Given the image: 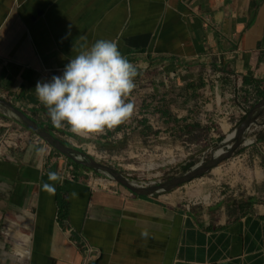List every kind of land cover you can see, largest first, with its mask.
I'll return each instance as SVG.
<instances>
[{
  "label": "crops",
  "instance_id": "0c3cea01",
  "mask_svg": "<svg viewBox=\"0 0 264 264\" xmlns=\"http://www.w3.org/2000/svg\"><path fill=\"white\" fill-rule=\"evenodd\" d=\"M97 39L114 40L135 65L132 90L138 97L147 90V114H130L107 136L78 135L52 125L34 88ZM209 66L251 82L245 99L247 88L264 84V0H0V98L92 157L118 135L193 154L230 134L236 119L215 110L207 120L214 86L192 79ZM233 87L226 78L222 94ZM173 89L186 95L174 97ZM7 128L22 129L0 114V132ZM262 133L254 129L234 159L209 175L149 198L97 188L75 167L67 178L70 162L30 136L21 151L0 157V264H264ZM139 144L113 152L135 157L128 165L135 174L158 171L143 165Z\"/></svg>",
  "mask_w": 264,
  "mask_h": 264
},
{
  "label": "clouds",
  "instance_id": "9594fccd",
  "mask_svg": "<svg viewBox=\"0 0 264 264\" xmlns=\"http://www.w3.org/2000/svg\"><path fill=\"white\" fill-rule=\"evenodd\" d=\"M136 76L114 40L97 39L68 59L60 75L37 81L34 90L52 125L92 135L130 116L133 104L126 98Z\"/></svg>",
  "mask_w": 264,
  "mask_h": 264
},
{
  "label": "water",
  "instance_id": "95a60500",
  "mask_svg": "<svg viewBox=\"0 0 264 264\" xmlns=\"http://www.w3.org/2000/svg\"><path fill=\"white\" fill-rule=\"evenodd\" d=\"M0 114L74 165L96 176L116 182L117 185L124 187L132 195L149 198L174 191L195 179L209 175L226 162L233 160L240 149L245 146L249 133H252L254 129L264 128V99L260 100L236 128L215 146L207 162L199 164L182 174L153 182L133 181L129 176L122 174L115 168L69 146L1 98Z\"/></svg>",
  "mask_w": 264,
  "mask_h": 264
},
{
  "label": "rangeland",
  "instance_id": "374dc122",
  "mask_svg": "<svg viewBox=\"0 0 264 264\" xmlns=\"http://www.w3.org/2000/svg\"><path fill=\"white\" fill-rule=\"evenodd\" d=\"M207 72L202 71V72H197V75L195 77L193 76L192 79L196 81L198 84L203 81L204 78H206ZM177 77H179V80H183L184 76L182 74H177ZM210 81V80H209ZM142 90V95L141 97L136 96L139 92L134 90H131L129 96L126 98V100H130L133 104V111L131 112L132 115L135 114V118L139 117L140 115H146L147 114V90L145 88L140 89ZM173 96L174 97H180L186 95V91H182L180 89H173ZM164 90H161L159 94H157V97L162 98L164 96ZM223 98V97H222ZM159 102L161 99L158 100ZM205 103L206 105L210 106L209 108V114L206 113L207 115V120H210V115H215L214 111L217 109L219 103V99L217 98L216 93L212 96H208L205 98ZM143 111V113H142ZM213 118V117H212ZM216 119V118H214ZM148 120V118H147ZM151 124L155 122L154 119L148 120ZM121 123H125L124 121ZM199 126V125H198ZM206 128V127H205ZM205 128H199V132L201 136H198L202 140H205L207 142L210 140L207 135V130ZM203 135V136H202ZM229 135V134H228ZM29 133H24L21 130L13 129V128H7V129H2V132H0V153L11 150H16V151H21L24 147H26L28 144L31 142V137ZM194 137V136H193ZM226 136H223L219 139H213L214 141H218L217 144H219ZM133 138V137H132ZM132 138L131 141H132ZM135 138V137H134ZM159 138V137H158ZM217 138V137H216ZM140 139V141H139ZM196 138H189L188 142L195 141ZM123 140V137L121 139L117 136H114L111 138L112 143H119ZM139 145H143V148L140 149H145L141 150L139 152L140 158L143 159V165L149 166V165H157L160 166L161 168L158 169V171L149 173L146 176L141 175L142 172L139 174H135V171H131L130 168H128V165H135V157L131 158V154L127 153L124 157L120 156V152L118 154H114L113 151L116 152V149H108L106 147H102L103 152H98V154H94V158L97 160L101 161L102 163H105L113 168H115L117 171L121 172L122 174L129 176L133 181L137 182H153V181H160L163 179H167L172 176H176L178 174H182L183 168L186 166H192L196 167L202 162H207L210 159V153L211 151L215 148L217 145L216 142H211L208 143V148L207 147H202L199 150L193 152V154H190L189 152H186V150H174L172 152H168L165 150H151L147 148L146 142L147 138H135V143H132L133 145L139 143ZM142 142V143H141ZM159 140H156V146H159ZM116 146H119L117 144ZM121 146V145H120ZM125 147V146H122ZM208 157V158H207ZM244 160L243 158L239 157V160ZM124 160V161H123ZM249 159H246L248 161ZM125 165V166H124ZM191 168V169H192ZM151 168H149L150 170ZM154 175L155 177H152ZM93 176H96L93 174ZM101 177V176H97ZM111 185H114L115 188L121 189L122 191L128 192L125 188H123L120 185H117L116 182L114 183L113 181L102 179V180H96L95 181V187L97 188H106L110 187ZM129 193V192H128ZM21 243V241H20ZM18 247H22L20 246Z\"/></svg>",
  "mask_w": 264,
  "mask_h": 264
},
{
  "label": "built area",
  "instance_id": "2783aa9c",
  "mask_svg": "<svg viewBox=\"0 0 264 264\" xmlns=\"http://www.w3.org/2000/svg\"><path fill=\"white\" fill-rule=\"evenodd\" d=\"M205 72H207L206 78H204L202 82L205 85L214 86L213 90L216 93L217 98L219 99V103H217L218 107L216 109L217 117L229 119L234 118L239 124L247 116L249 111H251L252 108L259 102V94L261 92H264V84L260 85L257 89L247 88L249 94H251V97L245 99L244 97H242L243 95L241 94V91L245 88L242 79L236 78V76L234 75H229L228 72L224 71L221 68H215L214 66L207 67V69H205ZM226 78H229L233 81L234 87L230 91H227L222 94L221 88L223 81ZM107 131L108 130L104 129L102 132H100V134L107 136ZM118 137H121V135H118ZM35 141L39 142L37 138H35ZM0 157L5 158V152H1ZM73 169L74 166H71L69 169L70 173L66 176L67 178H74ZM83 173V176L86 177L87 180L90 179L89 181L93 180L95 182L96 180L105 179L103 177L96 178L90 172L83 171ZM93 185H95V183Z\"/></svg>",
  "mask_w": 264,
  "mask_h": 264
},
{
  "label": "trees",
  "instance_id": "16d2710c",
  "mask_svg": "<svg viewBox=\"0 0 264 264\" xmlns=\"http://www.w3.org/2000/svg\"><path fill=\"white\" fill-rule=\"evenodd\" d=\"M243 84H244V86H249V85H253L251 82H249V81H243ZM205 86V84L204 83H201V87H204ZM259 86H257L256 88H258ZM262 99H264V92H261L260 94H259V101L260 100H262ZM165 115L167 116V117H169L168 116V114L167 113H165ZM198 128H199V126H197ZM48 132H51V133H53L54 134V132H55V130H53L52 128H45ZM23 132H27V131H25V130H23V129H21ZM188 131V130H187ZM31 135V134H30ZM132 143H135V138L133 137L132 138V141H131V139L130 138H128V137H125V138H123V140L121 141V142H119V143H117V144H119V145H121V146H126V145H128V144H132ZM258 144H261V143H264V134L262 133V134H258V142H257ZM117 144H114V143H112V142H106V148H108V149H115L117 146ZM58 154V153H57ZM59 155V154H58ZM60 156V155H59ZM70 162V161H69ZM70 164L72 165V166H74L76 169H78V170H82V171H86V172H89V171H87V170H85V169H83V168H81V167H79V166H77V165H74L72 162H70ZM192 168V166H186V167H184L183 168V172H187V171H189L190 169ZM142 198H146V197H142ZM256 202H258V201H256L255 199H253V198H249V199H247L246 200V203L247 204H250L251 206H253Z\"/></svg>",
  "mask_w": 264,
  "mask_h": 264
},
{
  "label": "bare ground",
  "instance_id": "6f19581e",
  "mask_svg": "<svg viewBox=\"0 0 264 264\" xmlns=\"http://www.w3.org/2000/svg\"><path fill=\"white\" fill-rule=\"evenodd\" d=\"M208 158V157H207ZM202 163H204V162H202ZM202 163H200V164H202ZM115 183V182H114ZM124 188V187H123ZM27 238V237H26ZM26 238H24V236H21V241L23 242V243H26Z\"/></svg>",
  "mask_w": 264,
  "mask_h": 264
}]
</instances>
